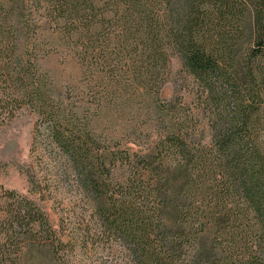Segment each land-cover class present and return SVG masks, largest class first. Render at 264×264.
<instances>
[{
	"label": "trees",
	"instance_id": "obj_1",
	"mask_svg": "<svg viewBox=\"0 0 264 264\" xmlns=\"http://www.w3.org/2000/svg\"><path fill=\"white\" fill-rule=\"evenodd\" d=\"M24 111L29 194L0 195V264L27 244L65 264L83 238L121 264H264V0H0V125ZM65 192L87 237L46 211Z\"/></svg>",
	"mask_w": 264,
	"mask_h": 264
},
{
	"label": "rangeland",
	"instance_id": "obj_2",
	"mask_svg": "<svg viewBox=\"0 0 264 264\" xmlns=\"http://www.w3.org/2000/svg\"><path fill=\"white\" fill-rule=\"evenodd\" d=\"M171 81L176 84L183 85L185 71L183 70L178 57H173L172 61ZM43 66L48 67L55 72L57 79L64 78L66 74H75L76 66L66 67L62 70L61 60L57 57H50L43 61ZM174 83V84H175ZM172 94V83L168 82L161 91V97L165 100L169 99ZM35 116L27 111L21 112L11 121L0 125V195L5 190H15L17 193L28 195L27 176L25 167L29 162L33 161L30 157L31 142L33 136V126ZM35 158V156H33ZM34 160H37L35 158ZM39 161V159H38ZM170 184L175 186L178 184V172L174 170L169 175ZM64 198V206L58 205V201ZM73 194L65 192L55 198H51L48 202L46 211L50 219L58 226L64 228L65 225L70 231L77 235L85 234L88 227L85 225L86 220H90L89 230L93 231L95 217L90 215V211L80 204L74 202ZM66 210V211H65ZM62 211V212H61ZM79 217H83L81 226H78ZM87 237V236H86ZM83 238V237H82ZM80 240V238H79ZM106 261V262H105ZM121 264L118 256L111 257L106 251L101 250V239L95 241L89 238H83L74 246L72 253L65 259V264ZM17 264H59L53 257L51 250L48 247H42L37 244H27L24 246Z\"/></svg>",
	"mask_w": 264,
	"mask_h": 264
}]
</instances>
